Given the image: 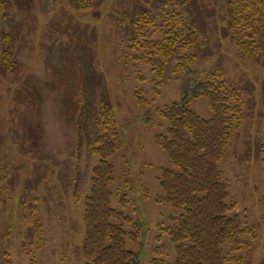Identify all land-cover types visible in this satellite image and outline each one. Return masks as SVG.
<instances>
[{
  "label": "rangeland",
  "instance_id": "rangeland-1",
  "mask_svg": "<svg viewBox=\"0 0 264 264\" xmlns=\"http://www.w3.org/2000/svg\"><path fill=\"white\" fill-rule=\"evenodd\" d=\"M4 1L0 39L14 41L19 70L0 79V264L3 252L14 264H84L82 216L98 162L87 144L100 134V100L116 119L110 206L131 218L123 224L126 247L141 250L140 264H150L153 249L163 245L164 261L174 262L170 238L159 230L173 208L156 201L161 169L171 163L154 135L167 125L156 109L180 99L182 74L172 72L170 58L156 92L155 72L127 50L132 22L165 3L199 31L192 69L202 78L222 66L243 89V117L218 166L228 182L229 215L251 229L232 252L240 260L230 264H264V39L256 60H241L227 31L225 0H88L92 9L85 11L77 0ZM190 107L211 116L203 97ZM35 221L40 247L29 244Z\"/></svg>",
  "mask_w": 264,
  "mask_h": 264
},
{
  "label": "trees",
  "instance_id": "trees-1",
  "mask_svg": "<svg viewBox=\"0 0 264 264\" xmlns=\"http://www.w3.org/2000/svg\"><path fill=\"white\" fill-rule=\"evenodd\" d=\"M4 2L0 0V14ZM77 4L81 11L92 9L88 0H77ZM175 8L165 3L157 13H140L132 22L134 34L127 42L132 58L155 72L154 91L161 84L170 58L175 61L172 72L182 74L180 99L156 109V115L167 125L164 133L154 135L156 144L171 163L170 167L161 169L159 184L163 194L156 201L173 208L169 223L159 226V230L169 236L175 259L166 263L164 246L158 245L153 249L150 264L237 263L240 258L232 252L242 247V236L251 229L237 216L229 215L233 206L228 201V182L223 179L218 164L243 117V89L228 81L222 66L209 69L202 78L192 69L196 59L193 51L200 45V34ZM225 10L227 31L238 57L247 62L256 60L262 51L259 38L264 39V0H225ZM0 40L3 43L0 79L12 78L19 70L14 41L8 35ZM197 97L205 99L211 112L209 118L191 109L190 103ZM138 102L147 103V100L138 95ZM147 120L154 125L151 117ZM96 122L100 134L87 144L98 162L91 169L82 216L84 264H140L141 250L135 253L127 249L124 239L123 224L131 222V218L110 206L114 169L109 158L117 148V133L115 114L109 103L98 102ZM259 152L264 170V144ZM3 196L0 188V205ZM160 239L158 236L157 240ZM42 242V227L35 221L29 244L40 247ZM1 264L14 263L3 252Z\"/></svg>",
  "mask_w": 264,
  "mask_h": 264
}]
</instances>
